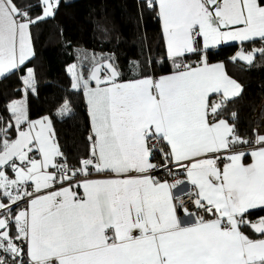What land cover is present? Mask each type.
Wrapping results in <instances>:
<instances>
[{
    "label": "snow or ice",
    "instance_id": "1",
    "mask_svg": "<svg viewBox=\"0 0 264 264\" xmlns=\"http://www.w3.org/2000/svg\"><path fill=\"white\" fill-rule=\"evenodd\" d=\"M145 2L170 69L72 65L90 119L72 160L28 105L32 27L60 0H0V78L26 73L0 115V264H264V131L237 129L229 105L243 89L209 61L233 42L251 48L234 61L264 57L251 47L264 44V0ZM71 111L65 100L57 115Z\"/></svg>",
    "mask_w": 264,
    "mask_h": 264
},
{
    "label": "trees",
    "instance_id": "2",
    "mask_svg": "<svg viewBox=\"0 0 264 264\" xmlns=\"http://www.w3.org/2000/svg\"><path fill=\"white\" fill-rule=\"evenodd\" d=\"M37 0H32L36 4ZM39 14V9H36ZM35 55L27 62L34 70L36 92L28 96L31 118L52 116L61 149L75 160L86 152L90 134L88 106L82 92L72 88L68 67L79 56L86 63L95 55L112 57L125 78L135 75L133 62L155 74H167L170 64L162 62L165 48L156 11L145 0H61L54 18L32 27ZM257 49L264 44L255 43ZM249 47V45H248ZM237 45L212 49L210 63L220 62L230 77L242 87L240 96L230 103L236 113V126L241 133L264 130V57L256 56L252 64L233 60ZM90 65V64H89ZM91 66V65H90ZM0 78V115H7L5 105L21 98V76ZM65 100L72 111L57 115Z\"/></svg>",
    "mask_w": 264,
    "mask_h": 264
},
{
    "label": "crops",
    "instance_id": "3",
    "mask_svg": "<svg viewBox=\"0 0 264 264\" xmlns=\"http://www.w3.org/2000/svg\"><path fill=\"white\" fill-rule=\"evenodd\" d=\"M60 1H61V0H60ZM227 45H237V46L239 47L238 52H240V51L248 52V51L251 50V48L248 47V44H247V43H246V44H240L239 42H233V43H230V44H227ZM222 46H225V45H222ZM222 46H221V47H222ZM251 47L256 48L255 44H253ZM238 52H237V53H238ZM236 55H237V54H236ZM216 63H220V62H216ZM224 66H225V65H224ZM225 70H226V69H225ZM241 94H242V92H241ZM241 94H240V95H241ZM240 95H239V96H240ZM236 98H237V97H236ZM49 117L53 119V127H54V124H55L56 120H55V118L52 117V116H49ZM263 131H264V130H263ZM183 191H184V189L181 188V189H179V190L177 191V194H181Z\"/></svg>",
    "mask_w": 264,
    "mask_h": 264
},
{
    "label": "rangeland",
    "instance_id": "4",
    "mask_svg": "<svg viewBox=\"0 0 264 264\" xmlns=\"http://www.w3.org/2000/svg\"><path fill=\"white\" fill-rule=\"evenodd\" d=\"M85 59L82 57V56H79L78 57V59H77V61L75 62V63H73V64H71L69 67H68V69L72 66V65H78V66H81V67H85ZM90 61H89V63H86V66H89L90 67ZM69 72V71H68ZM70 73V72H69ZM71 74V73H70ZM71 76H72V74H71Z\"/></svg>",
    "mask_w": 264,
    "mask_h": 264
}]
</instances>
